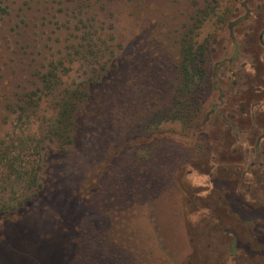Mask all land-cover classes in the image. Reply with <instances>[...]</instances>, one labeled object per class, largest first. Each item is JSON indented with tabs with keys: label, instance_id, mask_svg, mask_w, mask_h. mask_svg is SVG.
<instances>
[{
	"label": "rangeland",
	"instance_id": "obj_1",
	"mask_svg": "<svg viewBox=\"0 0 264 264\" xmlns=\"http://www.w3.org/2000/svg\"><path fill=\"white\" fill-rule=\"evenodd\" d=\"M93 16L114 57L101 79L85 66L61 77L88 80L72 142L23 153L55 104L41 77ZM210 20L200 110L186 130L159 126L182 35L199 24L205 39ZM4 145L40 171L21 196L0 162V205L13 208L0 213V264H264V0H0Z\"/></svg>",
	"mask_w": 264,
	"mask_h": 264
},
{
	"label": "trees",
	"instance_id": "obj_2",
	"mask_svg": "<svg viewBox=\"0 0 264 264\" xmlns=\"http://www.w3.org/2000/svg\"><path fill=\"white\" fill-rule=\"evenodd\" d=\"M196 16H198V14L194 17ZM197 19L198 17L194 20L197 22ZM90 20V25L85 26L83 30H79L81 33L77 38L78 42L71 46L72 52L58 61L56 65L53 62L55 65L52 67L53 71L50 70L41 77L44 85L43 89L46 92L42 91L44 97L55 104L53 106L50 104L49 110H52V112H49L48 108L45 107L49 112L45 115L48 130H44L43 128L42 135V128L38 126L34 136L35 140L29 136V140L25 139L20 142L21 151L23 153L28 150L27 144L31 142L36 143L35 148L37 149L39 146L43 147L41 144L39 145L42 139L44 143L46 140L50 142L56 140L63 146L72 142L74 119L78 109L77 104L79 102L81 104L88 96L87 91L82 88L87 84L88 80L81 82L82 84H80L78 88L70 89L68 87H62V78L71 80L73 74H69L68 70L74 71L80 66H85L92 72V76H90L91 80L94 77H98L96 79H101L102 74L107 71L114 57L112 46L111 44L109 45L113 40L112 33L106 32L103 26H98L95 16ZM109 28H111V26ZM201 28L202 26L199 24H190L188 30L182 35L177 63L175 64L177 74L176 101L172 104L169 103L166 109L159 114L162 118L157 125L169 123L172 126L178 125L181 129L186 130V126L190 123L191 117L197 114H195L197 110H200L197 101V93L198 90L202 88V84L208 80L210 71L208 45L211 37H214L217 33L216 23L213 20H210V31L205 39H200L202 34ZM58 69V72L65 70L67 72L64 73L68 74L62 76L54 72ZM34 98L35 97L30 98L27 101V107L20 108L23 115L29 117L30 110L36 107L37 102L33 100ZM40 99L41 96H38L37 100ZM159 126L157 128H159ZM191 133L194 134L195 131L193 130ZM0 162L3 163L5 167V182L8 183V180L15 179L21 187V196L39 186L36 184V179L40 167L34 169L25 165L21 166V160L11 158L10 152L5 145L0 151ZM10 209L13 208L9 203L0 205V213H8Z\"/></svg>",
	"mask_w": 264,
	"mask_h": 264
}]
</instances>
